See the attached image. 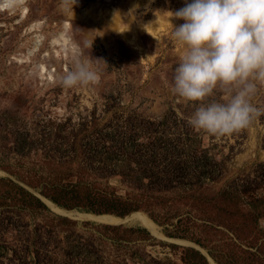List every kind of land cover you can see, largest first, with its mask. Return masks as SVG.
Listing matches in <instances>:
<instances>
[{
	"label": "rangeland",
	"instance_id": "374dc122",
	"mask_svg": "<svg viewBox=\"0 0 264 264\" xmlns=\"http://www.w3.org/2000/svg\"><path fill=\"white\" fill-rule=\"evenodd\" d=\"M184 6L0 12V264H264V115L220 139L188 124L171 90ZM78 60L98 82L62 87ZM252 104L264 109V88Z\"/></svg>",
	"mask_w": 264,
	"mask_h": 264
},
{
	"label": "clouds",
	"instance_id": "9594fccd",
	"mask_svg": "<svg viewBox=\"0 0 264 264\" xmlns=\"http://www.w3.org/2000/svg\"><path fill=\"white\" fill-rule=\"evenodd\" d=\"M23 2L0 0V11ZM172 13L184 23L172 32L183 54L171 90L192 108L188 124L216 139L249 127L264 115L252 104L264 88V0H185ZM58 79L70 89L95 84L99 77L91 61L78 60Z\"/></svg>",
	"mask_w": 264,
	"mask_h": 264
},
{
	"label": "bare ground",
	"instance_id": "6f19581e",
	"mask_svg": "<svg viewBox=\"0 0 264 264\" xmlns=\"http://www.w3.org/2000/svg\"><path fill=\"white\" fill-rule=\"evenodd\" d=\"M0 12H5V11H0ZM91 17H93V15H92V12H91V10H88L87 12H86V18H91ZM113 23L114 24H116V27H118L119 28V30L120 29H122V26L120 27V22L119 21H117V20H113ZM67 24H66V27L64 28V30L62 31L63 33H62V36H63V38H64V40L66 41V40H68L67 38H66V36H65V34H66V31H67ZM153 25H149L148 26V29L150 30V31H153ZM125 36L129 39V40H131V41H135V39H136V34L134 33V30H133V33L132 34H128V33H125ZM136 42V41H135ZM44 67V66H43ZM49 203H50V205L53 207V208H55V209H57V210H59V208L55 205V204H53L52 202H50L49 201ZM137 216H139V217H142V218H144V219H146L147 221H148V223H150L152 226H153V228L156 230V231H158V227L155 225V223L150 219V217H148L145 213H140V214H137ZM211 259V258H210ZM211 261L213 262V264H214V261L211 259Z\"/></svg>",
	"mask_w": 264,
	"mask_h": 264
},
{
	"label": "trees",
	"instance_id": "16d2710c",
	"mask_svg": "<svg viewBox=\"0 0 264 264\" xmlns=\"http://www.w3.org/2000/svg\"><path fill=\"white\" fill-rule=\"evenodd\" d=\"M37 200H39V198L36 197ZM40 201V200H39Z\"/></svg>",
	"mask_w": 264,
	"mask_h": 264
}]
</instances>
